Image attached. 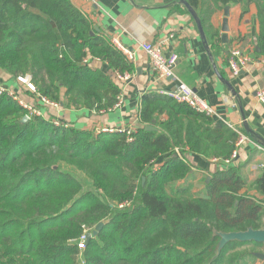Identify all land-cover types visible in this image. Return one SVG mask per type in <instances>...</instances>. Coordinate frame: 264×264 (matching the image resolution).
Here are the masks:
<instances>
[{"label": "trees", "instance_id": "1", "mask_svg": "<svg viewBox=\"0 0 264 264\" xmlns=\"http://www.w3.org/2000/svg\"><path fill=\"white\" fill-rule=\"evenodd\" d=\"M194 8L197 0H187ZM248 0H216L230 6ZM256 45L264 58V5ZM107 61L130 75L132 65L109 40L91 35L87 17L70 0H0V70L29 75L40 95L73 109L108 112L121 90L90 68L85 57ZM64 88L63 100L60 89ZM0 95V264H245L248 243L232 242L219 254L216 232L263 228L264 170L253 182L262 199L240 195L245 181L229 166L192 197L173 185L190 165L174 148L204 158L228 159L237 135L158 93L140 98L138 127L125 134L54 126L30 117ZM166 115V119L160 118ZM146 125L158 127L146 131ZM166 156L161 169L146 165ZM144 179V182H142ZM130 210L114 204L132 199ZM103 223L79 251L83 229ZM253 245V244H252Z\"/></svg>", "mask_w": 264, "mask_h": 264}, {"label": "crops", "instance_id": "2", "mask_svg": "<svg viewBox=\"0 0 264 264\" xmlns=\"http://www.w3.org/2000/svg\"><path fill=\"white\" fill-rule=\"evenodd\" d=\"M70 2L87 17L92 35L109 41L116 40L127 49L131 55L128 62L132 65V72L127 81L116 83L115 73L109 69L108 62L87 54L85 61L90 68L105 72L118 84L121 105L105 113L73 109L64 105L55 112L45 108H41V111L48 112L52 117H59L79 130L95 133L104 127H123L135 131L140 127L139 107L143 94L172 90L179 83L186 84L200 99L215 109L223 121L214 119L216 124L237 129L246 138L247 141L237 149L234 148L237 158L229 166L238 168L246 183L240 195L261 200L252 185L264 170V105L256 100V92L264 87V58L256 45L262 21L259 19V8L264 5V0H248L226 6L229 7V12L225 38L221 27L226 7L220 6L216 0H197L194 8L187 0ZM182 2L189 5L195 13L202 34ZM142 43L159 44L165 56L174 53L179 57L171 78L160 79L150 70L148 58L140 48ZM234 47H238L251 60L237 77L231 75L227 63L229 51ZM256 48L259 52H256ZM0 85L21 94L23 98L30 97L17 84L15 77L3 70H0ZM63 95L64 88H61V100ZM166 117L163 115L160 120L164 121ZM150 126L155 130L159 129L157 126ZM165 157L159 156L158 159L163 163ZM184 159L191 170L185 179L176 182L173 187L187 190V195L192 197L204 196L206 181L215 172L229 167L222 164V158H204L189 151L184 153ZM213 159L217 161L213 162ZM262 223L264 224V216ZM243 248L255 249L252 252L253 259H247L245 264H264V260L254 257V254L264 255L263 244L248 243Z\"/></svg>", "mask_w": 264, "mask_h": 264}, {"label": "built area", "instance_id": "3", "mask_svg": "<svg viewBox=\"0 0 264 264\" xmlns=\"http://www.w3.org/2000/svg\"><path fill=\"white\" fill-rule=\"evenodd\" d=\"M87 2H92L93 0H86ZM170 38V37H169ZM111 45L117 49L119 52H121L126 60L131 59V55L127 51L126 48L121 46L116 40H110ZM141 50L146 55L149 61V67L150 70L160 79H169L172 77V71L173 68L177 65L179 57L171 53L168 56H165L163 53L162 46L159 44L152 45L148 43H142L140 45ZM250 58L243 54V52L238 48L234 47L229 51L227 63L230 70V73L233 77H237L240 72L250 63ZM115 79L116 83L122 84L123 82L127 81L129 79V75H119L115 73ZM15 81L18 85L24 88V90L29 93L30 97L23 98L21 94H18L14 92L11 89H8L2 85H0V95H6L9 97L12 101H14L19 107H21L26 112V117L29 119L30 117H41L45 120H49L54 126L59 127L63 126L65 128L70 127L68 123L62 121L59 117H52L48 112L45 113L41 111V108H45L47 111H58L61 109V104L51 101L45 96H42L37 91L36 86L34 85L31 77L29 75H19L15 77ZM160 95H164L173 101H175L178 104L185 105L190 110L204 115L212 120L217 119L218 121H222L220 116L217 114L215 109L205 103L202 99H200L194 91L186 84L179 83L175 89L172 90H159L156 92ZM117 101L116 104L113 106L112 109L118 108L122 103L121 98V92L116 97ZM256 100L264 105V87L260 88L256 92ZM110 109V110H112ZM108 110V111H110ZM102 113V112H101ZM229 127V126H228ZM236 135L238 136V139L235 143V147H239L242 143H244L246 138L241 134V132L237 129L230 128ZM134 131L132 129H126L123 127H104L101 128L99 131L95 132L96 134L99 133H119V134H125L128 138L127 141L132 140V133ZM259 149H262V147L256 145ZM234 149V151L231 153L230 157L228 159L222 160V164L225 166H229L234 160L237 158V151ZM263 150V149H262ZM173 152L180 158L184 159V153L187 152V149L182 154L180 152V149L174 148ZM217 160L213 159V162H216ZM163 163L159 161V159L155 160L152 159L148 162L146 165V169L151 173L158 172ZM135 194L132 199L123 201L121 203L114 204L115 208L118 210H130L133 209L135 205ZM92 230L83 229L81 236L79 237V240L77 241L76 245L79 251H83L86 246V235L90 233ZM80 241V242H79Z\"/></svg>", "mask_w": 264, "mask_h": 264}, {"label": "water", "instance_id": "4", "mask_svg": "<svg viewBox=\"0 0 264 264\" xmlns=\"http://www.w3.org/2000/svg\"><path fill=\"white\" fill-rule=\"evenodd\" d=\"M187 9L189 10L190 14L196 21L198 25V29L201 32L200 28V23L199 20L197 19L195 13L190 9L189 5H187L185 2H182ZM228 12H229V7H226L224 9V19L222 21V27L221 31L224 33L223 37L225 38V34L228 32V27H227V17H228ZM202 34V32H201ZM92 35V34H91ZM256 52H259V50L256 48ZM29 119L24 116L21 120L22 123L28 121ZM146 131H155V129L147 125L144 127ZM142 182H144V179H142ZM103 227V223H98L90 233L86 235V243H88L91 239L95 238L98 233L100 232L101 228ZM215 235L219 238L216 248H215V255L219 254L221 249H223L226 245L232 242H238V243H247V242H253L255 244H263L264 245V227L258 230H254L251 228H248L246 231H241V232H231V233H221V232H216ZM255 258L264 260V255L263 254H254Z\"/></svg>", "mask_w": 264, "mask_h": 264}, {"label": "rangeland", "instance_id": "5", "mask_svg": "<svg viewBox=\"0 0 264 264\" xmlns=\"http://www.w3.org/2000/svg\"><path fill=\"white\" fill-rule=\"evenodd\" d=\"M80 242V241H79ZM255 250V249H254Z\"/></svg>", "mask_w": 264, "mask_h": 264}]
</instances>
